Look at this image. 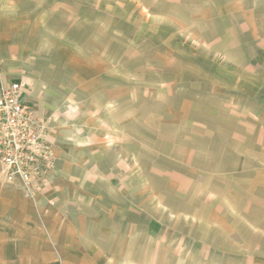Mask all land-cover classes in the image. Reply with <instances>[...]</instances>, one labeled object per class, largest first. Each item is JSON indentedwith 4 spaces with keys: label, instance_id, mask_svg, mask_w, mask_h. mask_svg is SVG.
Returning a JSON list of instances; mask_svg holds the SVG:
<instances>
[{
    "label": "crops",
    "instance_id": "crops-1",
    "mask_svg": "<svg viewBox=\"0 0 264 264\" xmlns=\"http://www.w3.org/2000/svg\"><path fill=\"white\" fill-rule=\"evenodd\" d=\"M14 81L55 155L0 264H264V0H0Z\"/></svg>",
    "mask_w": 264,
    "mask_h": 264
},
{
    "label": "built area",
    "instance_id": "built-area-1",
    "mask_svg": "<svg viewBox=\"0 0 264 264\" xmlns=\"http://www.w3.org/2000/svg\"><path fill=\"white\" fill-rule=\"evenodd\" d=\"M23 87L21 81L0 82V186L18 183L32 196L52 168L55 147L48 120L24 101Z\"/></svg>",
    "mask_w": 264,
    "mask_h": 264
},
{
    "label": "rangeland",
    "instance_id": "rangeland-1",
    "mask_svg": "<svg viewBox=\"0 0 264 264\" xmlns=\"http://www.w3.org/2000/svg\"><path fill=\"white\" fill-rule=\"evenodd\" d=\"M182 38L181 39H183V41H187L189 44H192L191 42H192V40H191V38L189 37L188 39H187V37H186V35H182L181 36ZM220 60H222V58H219ZM50 171V170H49ZM249 240H250V238H249ZM251 240H264V237L263 238H255V239H252L251 238Z\"/></svg>",
    "mask_w": 264,
    "mask_h": 264
}]
</instances>
